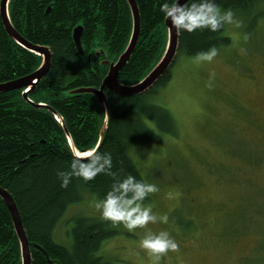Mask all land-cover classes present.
I'll list each match as a JSON object with an SVG mask.
<instances>
[{"label":"trees","instance_id":"obj_1","mask_svg":"<svg viewBox=\"0 0 264 264\" xmlns=\"http://www.w3.org/2000/svg\"><path fill=\"white\" fill-rule=\"evenodd\" d=\"M135 2L140 32L128 62L118 75V82L125 86L138 83L149 73L161 57L167 39L165 18L160 12L163 0ZM216 2L221 8H231L235 14H246L250 20H256L258 15L254 6H260L259 10L264 12V0ZM8 12L12 26L22 38L49 49L51 65L47 75L28 94L34 105L22 98V90L0 93V188L12 196L27 239L37 246H30L31 264H107L99 252L105 240L118 234L110 229V222L92 217L72 219L73 225L67 232L72 241L69 247L56 243L53 234L71 205L85 198L102 199L112 178L98 174L85 182L73 177L67 187H61L56 172L67 170L74 155L54 115L35 105H46L62 119L78 152L95 148L104 110L93 97L71 96L68 92L83 87L98 88L108 69L101 62L116 61L124 51L131 32L127 3L125 0H13ZM78 25L83 28L82 55L72 40V31ZM230 42L225 26L217 32H179L177 57L194 58L211 46L218 50L228 48ZM175 60L142 95L121 97L105 91L109 115L98 150L112 154V170L121 177L132 174L147 182L134 158L159 144L162 138L177 135L171 114L151 100L152 94L170 81ZM39 65V57L8 37L0 19V84L26 77ZM151 197V194L146 197L144 203L148 204ZM0 264H21L11 217L1 200Z\"/></svg>","mask_w":264,"mask_h":264},{"label":"rangeland","instance_id":"obj_2","mask_svg":"<svg viewBox=\"0 0 264 264\" xmlns=\"http://www.w3.org/2000/svg\"><path fill=\"white\" fill-rule=\"evenodd\" d=\"M254 8L256 20L235 14L239 26L225 25L230 47L212 63L176 55L170 81L151 96L177 129L134 158L159 188L145 205L168 215L167 224L147 227L167 230L179 244L161 264H264V12ZM210 72L215 77L207 87ZM95 203L85 198L71 205L54 241L71 245L74 218L106 222ZM110 225L118 234L99 252L107 264H151L139 248L145 229Z\"/></svg>","mask_w":264,"mask_h":264},{"label":"clouds","instance_id":"obj_3","mask_svg":"<svg viewBox=\"0 0 264 264\" xmlns=\"http://www.w3.org/2000/svg\"><path fill=\"white\" fill-rule=\"evenodd\" d=\"M160 12L170 22L169 31L187 32L208 30L217 32L225 25L239 26L231 8H221L216 0H190L180 3L179 0H163ZM218 55L215 46L200 51L194 56L197 63H212ZM214 72L209 73L207 87H212ZM112 154L108 151H99L93 148L85 158L73 157L67 170H57L56 175L61 187H67L73 177L87 182L93 180L98 174H105L112 178V183L102 199H98L95 208L103 220L112 225H122L129 232L137 228L145 229L139 239V248L146 252L151 264H161L169 252L179 248L178 242L167 230L152 231L149 224H167V213L153 211L151 205L144 201L150 194L159 191L155 183L137 179L132 174L120 176L113 171Z\"/></svg>","mask_w":264,"mask_h":264},{"label":"water","instance_id":"obj_4","mask_svg":"<svg viewBox=\"0 0 264 264\" xmlns=\"http://www.w3.org/2000/svg\"><path fill=\"white\" fill-rule=\"evenodd\" d=\"M13 0H0V19L3 25L4 31L8 35V37L14 41L18 46L22 47L28 52L35 54L40 59V65L38 68L31 73L30 75L10 81L7 83L0 84V93H6L14 90H22L21 96L22 98L34 105L29 99L28 94L31 93L36 86L39 84L40 80L43 79L50 70L51 65V54L47 47L43 46H35L27 42L24 38H22L14 29L11 24L9 17V4ZM130 12L131 16V32L128 43L122 52V54L117 58L116 61H108L103 60L101 62L102 65L106 66L107 72L104 78L102 79L101 85L97 87H83L74 89L68 92V95L71 96H79V95H89L94 98L96 104L104 110V121L103 126L99 135L98 142L95 148L100 147L103 134L106 133L107 122H108V102L105 95V91L109 90L113 94L121 97H134L138 95H142L151 89L158 80L163 76V74L169 70L170 66L173 64L177 52H178V37L179 32L169 31L170 22L166 19L164 20V26L167 34L166 44L163 50L161 57L158 62L153 66V68L149 71V73L138 83L125 86L118 82L119 72L123 69V67L128 62L139 38L140 32V17L138 13V8L135 0H125ZM190 0H179L180 3H188ZM83 28L81 25L76 26L72 31V40L77 52L82 55V46H81V36H82ZM101 53V52H100ZM97 56L99 55V51H97ZM37 108H46L50 111L55 119L60 123L63 133L67 140V145L74 157L85 158L86 152H78L72 143V140L64 127V123L62 119L55 114L49 107L44 104L35 105ZM0 200L6 206L12 221V226L18 241L21 264H31V254H30V246L37 247L34 244H30L27 236L24 231V227L22 224V220L20 218L17 206L12 198V196L4 189L0 188ZM43 254L47 261L52 263L47 254L43 251Z\"/></svg>","mask_w":264,"mask_h":264},{"label":"flooded vegetation","instance_id":"obj_5","mask_svg":"<svg viewBox=\"0 0 264 264\" xmlns=\"http://www.w3.org/2000/svg\"><path fill=\"white\" fill-rule=\"evenodd\" d=\"M263 63H264V61H263ZM263 239H264V237H263ZM259 244H260V245H261V244L264 245V243H261V242H259ZM260 248H264V246H263V247H260ZM262 254L264 255V252H263ZM262 254H261V255H262ZM259 256H260V254H259ZM260 258L264 259V256H260ZM245 259H246V260H245ZM251 259H253V261L256 262V261L258 260V257H257V258H253V257H246V258H244L245 261H250ZM244 260H243V261H244ZM260 261H261V259H260Z\"/></svg>","mask_w":264,"mask_h":264}]
</instances>
